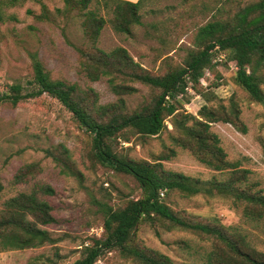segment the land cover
I'll return each instance as SVG.
<instances>
[{
  "label": "rangeland",
  "instance_id": "374dc122",
  "mask_svg": "<svg viewBox=\"0 0 264 264\" xmlns=\"http://www.w3.org/2000/svg\"><path fill=\"white\" fill-rule=\"evenodd\" d=\"M245 1L141 0L137 9L140 23H131L130 33H126L112 26L117 6L112 1L93 0L85 9L76 7L62 13L58 10H64L63 0H22L2 9L0 91H6L14 82L22 83L23 92L29 90L30 53H36L52 78L77 83L98 104L113 102L117 95L107 82L110 76L88 78L81 68L79 48L89 50L94 43L104 51L123 47L141 67L162 74L170 67L183 65L188 50L196 48L200 25L225 19ZM86 12L105 19L94 43L82 23ZM209 53L211 66L203 70L204 83L199 81L185 94L175 96L179 101L177 111L199 118L203 105H227L233 97L239 104L246 132L221 121L210 123V130L218 136L226 159L239 169L248 170L251 188L264 193V104L250 100L235 83L233 50L215 46ZM262 74L264 77V69ZM130 85L137 91L124 98L127 108L133 110L149 96L150 89L139 82ZM261 87L264 91V82ZM167 100L172 101L170 97ZM171 120V116L165 119L166 129L159 135L145 139L133 136L131 142L118 139L116 149L136 159L155 161L166 146L174 147ZM91 150L90 134L79 128L72 114L48 94L23 98L15 106L0 103V208L5 200L29 191L36 183L51 185L54 194L44 198L52 206L56 222L45 228L58 239L40 247L0 251V264H73L83 256L84 243H91V237L102 234L105 206L117 208L141 195L131 176L95 162ZM176 150L174 157L160 161L166 169L182 172L203 185L226 177L227 170L211 169L189 151L179 147ZM59 158L62 159L58 161ZM25 165H31L28 180L14 182L15 174ZM167 202L192 220L216 218L225 226H239L251 244L264 251V220L243 219L240 209L230 200L204 193L181 196L172 192ZM135 237L139 245L157 250L177 264H204L205 252L210 248L202 236L165 222L141 223ZM94 264L134 263L111 250L101 254Z\"/></svg>",
  "mask_w": 264,
  "mask_h": 264
},
{
  "label": "trees",
  "instance_id": "16d2710c",
  "mask_svg": "<svg viewBox=\"0 0 264 264\" xmlns=\"http://www.w3.org/2000/svg\"><path fill=\"white\" fill-rule=\"evenodd\" d=\"M20 1L0 0V20H3L2 9ZM91 1L63 0L65 8L58 11L64 13L76 7L85 9ZM96 1L116 3L115 23L112 25L115 30L130 33L129 25L140 23L137 9L141 0ZM93 15L92 12L84 13L82 23L94 43L105 19ZM195 43L196 48L188 50L183 65L170 67L162 74L141 67L123 47L104 51L94 43L89 50L79 48L81 68L88 78L97 80L101 76H110L107 82L117 99L106 104L90 100L88 93L75 82L52 78L36 53H30L29 90L23 92L22 83L14 82L6 91H0V103L12 106L23 98L44 93L59 101L72 114L77 126L90 134L91 158L115 172L131 176L141 189L138 198L129 199L123 206H105L102 234L91 237V243H84L83 256L73 264H94L101 254L111 250L134 264H177L167 255L139 245L135 237L138 225L154 224L155 221L194 232L206 239L210 248L205 252L204 264H264V251L251 244L239 226H225L216 218L192 220L167 202L172 192L181 196L216 195L230 200L240 209L243 219L264 220V193L251 188L248 170L239 169L237 164L226 159L218 136L210 130V123L221 121L246 132L238 102L232 97L227 105H203L197 118L190 113H178L179 101L175 99L178 93H186L184 88L189 82L192 85L199 83L204 68L211 66L209 49L218 46L233 50L231 62L237 65L235 83L246 91L250 100L264 104L261 87L264 82V0L240 2L225 19L208 20L198 27ZM116 79L120 82L116 83ZM132 82L149 87L150 93L138 107L129 110L124 95L137 91L130 85ZM169 116L172 118L174 147L166 146L155 161L136 159L116 149L118 139L131 142L133 136L145 139L161 134ZM176 147L189 151L197 161L211 169L227 170L226 177L203 185L182 172L166 169L160 161L174 157ZM262 148L264 153V139ZM30 168L31 165H25L15 174L14 182H26ZM54 192L51 185L36 183L29 191L5 200L0 208V251L35 248L58 240L45 228L56 222L52 206L44 198Z\"/></svg>",
  "mask_w": 264,
  "mask_h": 264
},
{
  "label": "built area",
  "instance_id": "2783aa9c",
  "mask_svg": "<svg viewBox=\"0 0 264 264\" xmlns=\"http://www.w3.org/2000/svg\"><path fill=\"white\" fill-rule=\"evenodd\" d=\"M200 82H201V83H204V80H203V78H202V79H200ZM191 86H192V83H191V82H189V83H188V86H187V87H185V90H187V91H188V90H191Z\"/></svg>",
  "mask_w": 264,
  "mask_h": 264
},
{
  "label": "crops",
  "instance_id": "0c3cea01",
  "mask_svg": "<svg viewBox=\"0 0 264 264\" xmlns=\"http://www.w3.org/2000/svg\"><path fill=\"white\" fill-rule=\"evenodd\" d=\"M126 1L136 2V1H138V0H126Z\"/></svg>",
  "mask_w": 264,
  "mask_h": 264
}]
</instances>
